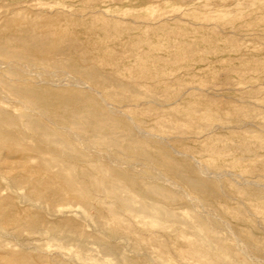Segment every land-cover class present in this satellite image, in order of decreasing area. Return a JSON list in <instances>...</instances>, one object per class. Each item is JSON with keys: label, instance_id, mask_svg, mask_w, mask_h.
<instances>
[{"label": "rangeland", "instance_id": "374dc122", "mask_svg": "<svg viewBox=\"0 0 264 264\" xmlns=\"http://www.w3.org/2000/svg\"><path fill=\"white\" fill-rule=\"evenodd\" d=\"M0 65V264H264V0H0Z\"/></svg>", "mask_w": 264, "mask_h": 264}, {"label": "bare ground", "instance_id": "6f19581e", "mask_svg": "<svg viewBox=\"0 0 264 264\" xmlns=\"http://www.w3.org/2000/svg\"><path fill=\"white\" fill-rule=\"evenodd\" d=\"M1 66V65H0ZM124 113V112H123ZM129 119V118H128ZM131 120V119H130ZM136 125V124H135ZM138 129H140V127L138 128ZM142 130L143 129H141V132H142ZM10 139H12V138H10ZM9 139H7V141H8ZM11 142V141H10ZM9 143V142H8ZM10 144V143H9ZM7 145V144H6ZM13 145V144H12ZM59 159V158H58ZM61 159V158H60ZM57 161V160H56ZM75 187L74 186H72V189H74ZM79 189V188H78ZM111 190V189H110ZM146 208V207H145ZM144 209V208H143ZM229 226V225H228ZM230 227V226H229ZM232 231V230H231ZM231 233H233V231L231 232ZM234 235V234H233ZM235 238V237H234ZM237 239V238H236ZM240 239V238H239ZM238 240V239H237ZM241 241V240H240ZM242 242V241H241ZM242 245H243V243H242ZM245 246V245H244ZM246 248V247H245ZM249 249V248H248ZM245 250L246 249H244V247H243V252H245ZM246 254H247V252H246ZM250 254V253H249ZM253 258H255V257H253Z\"/></svg>", "mask_w": 264, "mask_h": 264}]
</instances>
